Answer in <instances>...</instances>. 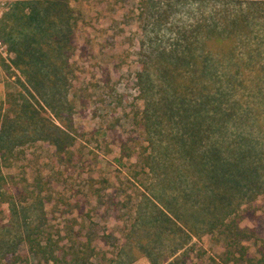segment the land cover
Returning <instances> with one entry per match:
<instances>
[{
  "label": "rangeland",
  "instance_id": "374dc122",
  "mask_svg": "<svg viewBox=\"0 0 264 264\" xmlns=\"http://www.w3.org/2000/svg\"><path fill=\"white\" fill-rule=\"evenodd\" d=\"M1 1L7 5L0 12V139L4 134L11 135L4 132L7 116L33 125L42 124L44 119L63 128L62 119L72 127L71 133L63 130L74 138L70 142L78 155L76 162H80L83 152L91 166L79 165L59 180L60 193L69 175L76 183L72 194L75 208L61 211L76 219L80 217L77 203L83 200L88 201L84 211L91 207L98 210L92 220L93 235L101 240L98 243L102 252H97V261L105 258L111 264H229V241L220 232L210 230L219 219L218 214L211 216L210 206L218 207L225 198L233 200L234 207H241L229 220L237 222L246 234L255 230L263 240L261 245L264 243V192L250 200L249 196L243 198L240 205L233 190L235 174H248L242 154L234 153L237 136L238 140L246 139V126L236 125L232 116L229 120L218 117L214 129L220 135L219 143L206 144L210 136L200 131V123L210 125L212 116L200 117V98L183 101L177 93L173 97L162 72V65L167 67L180 57L185 61L175 64L178 69L173 70L182 73L175 76L180 78L190 72L197 73V78L200 70L206 73L219 68L217 56L227 55L242 63L241 70L250 74L251 86L264 87V0ZM59 2L64 5L63 18L58 10L54 11L57 6L47 9L50 3ZM225 13L231 14L237 25H216L219 19L226 22ZM203 53L207 54L200 56ZM228 71L233 77L235 72ZM109 76L127 92L130 102H140L143 108L148 103L156 104L161 115L153 124L152 138L158 172L144 171L139 182L131 183L127 171L131 166L117 148L119 142L114 135L107 140L90 136L97 127L94 109L86 104V98L92 96L88 89L99 80L108 81ZM78 96L86 99L83 105L77 103ZM170 103L173 106L168 111L166 105ZM162 104H166L165 111ZM24 106L27 110L20 119ZM254 108L262 107L255 103ZM32 129L27 144L17 142V151L23 156L15 163V169L26 171L30 182L40 172L49 177L51 171L63 170L57 162V152ZM220 148L226 153H221ZM218 155L221 161L217 163H224L222 174L230 175L226 181L202 159ZM226 182L232 185L227 196ZM202 186L209 192L205 194V206L204 196H200ZM77 191L78 196L74 194ZM97 191L105 195L103 204L94 198ZM85 192L89 197L82 196ZM157 218L170 221L165 224ZM16 222L2 232L8 234L4 239L12 245L21 232V224ZM135 227L142 230L133 237ZM79 230L76 228L75 233ZM241 243L256 253L254 239H243Z\"/></svg>",
  "mask_w": 264,
  "mask_h": 264
},
{
  "label": "trees",
  "instance_id": "16d2710c",
  "mask_svg": "<svg viewBox=\"0 0 264 264\" xmlns=\"http://www.w3.org/2000/svg\"><path fill=\"white\" fill-rule=\"evenodd\" d=\"M56 6L58 9L54 11L57 13L58 10L61 18H63L61 13H65L63 11L64 5L60 6V2L50 3L47 9L51 10V7L55 9ZM226 17L228 19L225 23L219 19L216 25L220 24L221 27H226L228 24L237 25L232 20L231 14H226ZM205 54L207 53L200 54V56ZM217 58L219 68L216 66V69L211 72L207 67L206 73L200 70V77L197 78H194L197 73L190 72L183 73L185 75L180 76V78L175 76V74L182 73H176L177 71L173 70V67L178 69L174 66L175 64L185 61L180 57L171 60L167 67L162 65V69H164L162 72L165 81H168L171 86L170 94L173 97L179 95L178 97L183 101H188L194 97L200 98V117L212 116L210 125L213 128L207 125V122L200 123V131H206L210 136L206 144L219 143L220 135L214 129L217 128L214 122L218 117L229 120L232 116L237 120L236 125L243 124L246 126L243 129V134L246 133L244 135L246 139L244 141L238 140L237 136L234 143V153L242 154L243 159H245L244 167L248 169V174L244 172L235 174L236 181L233 190L241 205L242 201L245 200L243 198L249 196L250 200L264 192V87L251 86L248 77L250 74L246 70H241V62L227 57V55H220ZM245 61L243 60V63ZM228 69L235 72L233 77H231ZM108 78V81L107 79L97 81L88 89V91H92V96L89 97L90 99L86 98L88 101L86 104L89 109H94L93 121L97 127L93 129L95 131L90 132V136L99 140L102 136L107 140L111 135H114L119 142L117 148L131 166L127 169L131 176V183H133L132 181L139 182L141 176L146 173L144 171L158 172L154 159L156 148L152 138L155 134L153 124L156 119L161 118V115L156 110V104L151 106L148 103V106L143 108V105L139 104L140 102L137 104L130 102L127 92L119 87V83L111 80L110 76ZM86 99L78 96L77 103L81 102L83 105ZM77 103L73 105L77 106ZM255 103L261 105V110L254 108ZM8 104L10 108H13L11 102ZM165 105L162 104L163 107L161 108L164 111ZM170 105L172 103L166 105L168 111ZM26 110V106H24L20 119L23 118L22 114H25ZM84 111H88L87 108ZM12 118V116L6 117L4 129L5 133L8 131L11 133L10 137L4 134L0 139V264H95V260L97 264L98 262L111 264L109 261H105V258L97 261V252H102L98 243L101 240L95 239L96 237L93 235L94 224L92 220L98 216V210H93L91 207L86 211L85 206L88 201L82 199L83 201L77 203L76 206L80 217L71 218L70 213H65L64 216L61 211L62 208L66 211L75 208L72 194L76 183L75 179L69 175L66 186L60 193L59 180L66 177L69 172L76 170L79 165L91 166L87 163L86 153L83 152H80L82 155L80 162H76L78 155L75 154V148L70 142L74 141V138L63 130L64 128L71 133L72 127L62 119L59 120L63 128L42 118L43 123H35V125L27 122L22 123L23 121L19 122V120L14 121ZM30 128H33L34 134L44 138V142L51 150L57 152V162L60 161L63 168L59 173L51 171L49 177L40 172L34 182L29 181L26 171H20L21 168L15 169V163L20 161L19 156H23V152L17 151L16 144L20 141H23L24 144L29 142ZM13 134L21 137L14 138ZM244 136L242 135V137ZM230 138L229 142L231 143L232 136ZM11 147L12 149H9ZM51 150L49 152H52ZM220 151L223 154L226 153L224 148H220ZM202 159L211 169L216 170L217 176L222 175L225 177V181L230 177V175L222 174L221 168H224L222 166L224 163H217L221 161L219 155L215 159L209 160L205 156ZM134 161L136 163H133ZM247 177L249 181H247ZM225 184L224 190L227 196L232 185L228 186L227 182ZM244 187L247 188L245 191ZM208 193L204 191L202 186L200 196L202 198L204 196V200L202 199L204 206L206 205L205 197ZM74 194L78 196V191ZM82 196L89 197L86 192ZM104 196L99 191L94 193V198L98 204H103ZM240 208L234 207L233 200H227V198L221 200L218 207L211 205L209 211L211 216L214 217L213 214H218L219 219L216 220V225L215 222L211 224L210 230L220 232L229 241L227 249L229 264L232 262L235 264H264V243L261 245L263 240L259 238L258 233L254 230L246 234L240 230L237 222L229 220V217L237 214ZM84 209L86 210L84 211ZM8 212L9 218H7ZM58 212L62 214L59 216ZM170 212L172 213L171 210ZM126 215L131 217L132 214L127 213ZM161 215L165 219L168 218L163 213H160ZM175 217L177 219L176 215ZM157 219L158 221L163 220ZM16 220L21 224L19 228L21 232L17 242L12 245L11 242L4 239L8 234L2 232L10 229ZM163 221L166 224L170 219ZM163 226L167 228V225ZM78 227L80 230L76 234L75 231ZM140 228L135 227L131 236L135 237L137 232L142 230ZM179 231L182 232V229L179 228ZM159 233L163 235L162 230ZM247 238L254 239L256 253H252V248L242 245L241 240ZM233 257L236 259H231Z\"/></svg>",
  "mask_w": 264,
  "mask_h": 264
},
{
  "label": "built area",
  "instance_id": "2783aa9c",
  "mask_svg": "<svg viewBox=\"0 0 264 264\" xmlns=\"http://www.w3.org/2000/svg\"><path fill=\"white\" fill-rule=\"evenodd\" d=\"M6 5H7V3H6L5 1H1V0H0V12H1V10H3V8L6 7ZM2 16H3V14L0 13V18H1Z\"/></svg>",
  "mask_w": 264,
  "mask_h": 264
}]
</instances>
